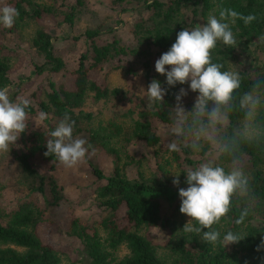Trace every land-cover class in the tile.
I'll use <instances>...</instances> for the list:
<instances>
[{"label": "trees", "instance_id": "trees-1", "mask_svg": "<svg viewBox=\"0 0 264 264\" xmlns=\"http://www.w3.org/2000/svg\"><path fill=\"white\" fill-rule=\"evenodd\" d=\"M57 1L64 8V4H61L63 0ZM114 1L134 4L137 10L147 14L139 16L132 24L131 33L136 44H122L111 30L107 31V37L99 29L84 30L78 38H82L85 51L71 71V84L67 86L48 80V89L36 92L26 108L28 127L19 136L20 147L14 150V160L21 174L30 180L29 194H39L42 202L36 203L27 196L12 209L5 210L0 206V264H61V256L66 254L59 245L47 242L39 232L47 215L65 196L54 174L59 161L55 155H45L49 133L65 114L75 121L73 137L85 134L86 147L90 145L88 151H104L112 156L114 164L109 175L95 164L91 165L93 174L100 181L93 193L106 215L95 226L86 224L78 217L67 220L66 233L75 236L80 243L79 264H264V246H261L264 239V137L242 145L239 153V163L249 177L248 196H234L228 214L212 229H203L219 231L220 239L212 244L202 240L203 232H184L185 223L176 218L182 214L179 211L181 200L178 188L187 187L183 172L208 159L206 156L191 158L193 151L183 147V144L180 153L168 150V142L154 123L171 122V115H174L171 109L176 103L174 93L181 87L187 91L188 83L168 87L165 76L153 71L154 60L147 58L154 48L159 58L175 42L179 31L206 24L209 14L219 17L221 9H232L244 16L254 15L255 20L247 25L241 19H236L231 25L235 45L226 46L218 41L211 53L214 63L224 65L222 71L235 70L240 73L242 83L236 94L239 96L250 90L255 80L264 79V0ZM7 2L17 10L18 16L11 28H0V33L7 31L11 34L20 21L41 20L44 14L54 12L53 3L46 5L34 0ZM81 4L82 0H76L62 8L61 14L66 23H73ZM32 45L42 58V63L35 66L38 73L64 70L65 63L55 53L53 37L45 27L35 31ZM5 48L0 39V89L10 84L8 73L11 66L3 54ZM250 50L262 56L256 62L251 60L245 65L241 56ZM123 55L142 58L146 89L152 79L162 76L156 80L161 82L162 87L168 88V92L161 104L148 102L145 92L144 97L136 94L125 100L127 91L117 86L110 87L106 76L110 71L124 67L118 60ZM124 69L127 74L135 76L134 68L125 66ZM193 93L198 95V92ZM126 102L130 104L120 109L122 112L106 119L101 118V114L97 117L98 111L92 110V105L100 106L101 103L118 110L117 107ZM194 102L195 99L188 104L189 110ZM41 112L46 113L48 118L39 123L36 119ZM244 122L242 110L232 111L221 130L222 134H233ZM257 122L264 125V107ZM131 139L142 140L155 147V156L161 157L149 173L141 159L128 150ZM208 149L210 144L204 143L199 155H204ZM212 154L213 159L216 158L215 150ZM216 162L226 170L231 166L229 159L221 158ZM173 163L181 172L178 186L172 183ZM162 202L168 207V214L163 212ZM244 208H248L249 215L243 224L237 225L235 220ZM190 223L196 225L195 221ZM152 227L168 229L165 245H157L148 237L147 231ZM228 231L246 236L237 243L224 245L223 237ZM120 246L127 250L122 256H118Z\"/></svg>", "mask_w": 264, "mask_h": 264}, {"label": "clouds", "instance_id": "clouds-1", "mask_svg": "<svg viewBox=\"0 0 264 264\" xmlns=\"http://www.w3.org/2000/svg\"><path fill=\"white\" fill-rule=\"evenodd\" d=\"M17 16V10L10 5L0 8V24L5 28H11ZM255 18L254 15L244 16L228 8L221 9L219 17L209 14L206 24L179 31L175 42L155 61V71L165 76L168 87L188 83L191 91L198 92L190 111L182 106V97L187 95V91L181 87L174 93L176 103L171 109L174 113L173 124L167 130V135L175 139L168 143V150L180 151L183 144V147L199 153L203 144L207 143L213 146L217 154L216 158L183 172L187 187L178 188L181 200L179 211L198 225L188 221L182 230L186 233L203 232L202 240L212 244L220 239L219 231L203 229H212L228 214L234 196L246 197L250 191L249 177L239 163V153L242 145L264 137V125L257 122L260 110L264 107V79L255 80L250 90L237 96L242 83L240 73L235 70L222 71L224 65L214 63L211 53L218 41L226 46L236 44L231 30L236 19L243 20L247 25ZM144 91L148 102L161 104L168 88L152 79ZM29 104L26 98L11 100L7 90L0 89V153H8L20 134L27 129L26 108ZM236 109L243 111L245 122L236 132L225 136L221 130L225 127L226 119ZM39 118L45 120L48 117L41 112ZM74 126L75 121L65 114L46 141L45 155H55L67 168L84 162L89 155L90 145L86 147L87 141L73 137ZM221 158L231 161L227 170L216 162ZM172 173V183L178 186L181 172ZM248 215V208L242 209L235 223L243 224ZM245 236L228 231L223 243H237ZM261 246H264V239L261 240Z\"/></svg>", "mask_w": 264, "mask_h": 264}, {"label": "rangeland", "instance_id": "rangeland-1", "mask_svg": "<svg viewBox=\"0 0 264 264\" xmlns=\"http://www.w3.org/2000/svg\"><path fill=\"white\" fill-rule=\"evenodd\" d=\"M7 1L10 0H0V8L7 5ZM34 1L46 5L53 3L54 12L44 14L41 20L25 19L20 21L15 31L11 34L7 33V31L0 33V39L6 47L3 50V54L7 56L11 66L8 73L10 84L5 89L9 94V98L13 101H16L18 98H26L32 102L36 92L48 89V80H53L56 84L64 83L67 86L70 85L72 79L71 71L75 68L80 54L85 51L82 38H78L84 30L88 28L99 29L105 37L109 36L107 34L111 30L121 40L122 44L133 46L136 44V41L131 33L132 24L139 16L147 15L145 12L137 10L136 5L127 2L82 0L77 17L72 24H68L64 21L61 10L76 0H63L61 4H64V8L59 6V1L57 0ZM40 27H45L53 37L54 51L65 63V68L61 72L38 73L36 71L35 66L42 63V58L36 53L32 45V38L35 31ZM0 28L5 29L2 24H0ZM157 56L154 48L152 55L147 56V58L155 62L156 58H158ZM261 56L255 50H250L242 54L241 60L247 65L251 60L252 62H256ZM118 60H120V63L124 67L129 66L134 68L136 74L135 76L127 74L124 67L112 70L106 76L110 87L117 86L123 91H127L125 100L132 98L131 95L135 96L136 94L144 97L147 79L142 71V58L133 55H123ZM116 63L118 62L116 61ZM152 69L155 71V66ZM160 78H162L161 75L156 77V79ZM195 96H197V93H193L187 87V95L182 97V106L186 111H190V105L188 104H192ZM117 103H115L116 107L119 105ZM129 104V102L124 103L121 107H117L118 110L112 107L107 108L106 104L103 103L100 106L92 105L93 108H91L94 111H98L97 117L101 114V118L106 119L110 115L122 112L121 110L129 106ZM36 122L42 123L39 116H37ZM172 124L173 115H171L170 123L161 121L154 123L156 129L168 143L171 139H175V137L167 135V130ZM83 136L85 137L86 135L80 134L76 138H83ZM19 147L20 141L18 137L15 145L10 148L8 153H0V206L5 208V210L12 209L20 200L27 196L36 203L42 202V197L39 194H29L28 183L30 180H27L21 174L14 160V150ZM128 150H131L135 157L141 159L147 173L152 171L161 160V157H156L154 154L155 147L147 145L142 140L131 139L128 144ZM213 151L214 148L210 145V149L204 155L193 152L190 156L194 159L204 156L207 159H213ZM178 152L180 153V151ZM112 159V156L109 154L98 150L96 152H89L84 162L72 168H67L60 162L56 165L54 174L58 183L63 187L65 196L54 207L53 211L47 215L41 224L39 232L47 242L59 245V248L66 252V254L64 253L61 256V264H79L78 253L80 254V243L75 236L66 233L65 226L67 220L78 217L86 224L95 226L106 215V212L99 206L93 193L94 188L100 181L93 174L91 165L95 164L104 174L109 175L114 167ZM135 170L136 168L131 172L134 173ZM171 171L180 172V169L173 163ZM162 208L165 214L169 213L165 202H162ZM176 218L182 220V223H187L190 219L186 214L178 215ZM168 234L167 228L152 227L147 231V235L151 241L160 246L166 244ZM126 252V248L120 246L118 256H122Z\"/></svg>", "mask_w": 264, "mask_h": 264}]
</instances>
